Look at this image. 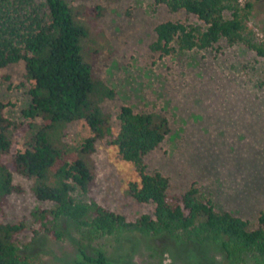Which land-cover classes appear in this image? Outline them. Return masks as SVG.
Instances as JSON below:
<instances>
[{
  "label": "rangeland",
  "instance_id": "374dc122",
  "mask_svg": "<svg viewBox=\"0 0 264 264\" xmlns=\"http://www.w3.org/2000/svg\"><path fill=\"white\" fill-rule=\"evenodd\" d=\"M64 1L87 30L85 62L93 77L113 92L112 99L100 104L113 133L123 106L135 113H158L167 121L168 134L142 159L146 172L166 178L170 195L193 186L216 211L253 223L264 208V56L224 40L203 50L159 55L149 50L156 24L200 22L154 0ZM243 1L249 2L246 31L264 48V0H241V5ZM28 89L22 62L0 69L3 118L15 125L26 122L21 112L29 105ZM90 136L84 122L77 121L65 126L63 142L76 149ZM112 139L93 142L92 181L85 193L72 196L127 221L150 215L151 204L136 203L127 194L137 174L117 155ZM22 149L23 138L14 132L3 161ZM11 183L19 191L6 197L0 222L23 225L17 247L29 264H74L79 249L101 251L115 264H252L245 254L226 260L218 241L137 232L91 236L63 218L54 238L34 215L50 209L51 203L34 198L30 180L11 173Z\"/></svg>",
  "mask_w": 264,
  "mask_h": 264
},
{
  "label": "trees",
  "instance_id": "16d2710c",
  "mask_svg": "<svg viewBox=\"0 0 264 264\" xmlns=\"http://www.w3.org/2000/svg\"><path fill=\"white\" fill-rule=\"evenodd\" d=\"M170 12L183 11L199 26L164 21L153 28L149 50L159 55L174 51L203 50L224 40L242 44L257 56L264 48L246 31L249 2L241 0H154ZM75 9L64 0H0V69L23 63L29 83V105L21 114L25 123L15 125L2 117L0 103V214L6 197L18 192L11 173L30 180L37 201L51 208L34 214L44 232L58 238L60 219L75 224L80 232L118 235L137 232L144 236L183 234L188 238L218 241L226 260L248 255L252 264H264V208L253 223L225 211H216L209 200L198 197L190 186L180 195H170L168 181L158 173H147L143 157L168 134V125L158 113H135L120 107L115 134L100 104L113 92L92 75L85 62L86 28ZM83 121L91 136L78 148L63 142L67 124ZM19 132L23 149L12 154L11 136ZM113 137L111 144L124 162L131 163L137 181L127 185V194L139 204L153 206L150 215L134 221L104 210L95 203L76 200L75 191L85 193L92 181L89 155L97 139ZM24 227L0 222V264H29L19 253L17 238ZM74 264H115L103 252L78 250Z\"/></svg>",
  "mask_w": 264,
  "mask_h": 264
}]
</instances>
